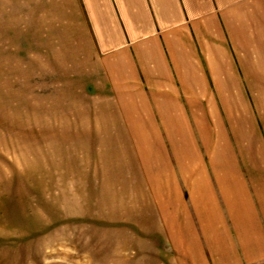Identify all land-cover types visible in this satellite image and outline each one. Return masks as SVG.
<instances>
[{"label":"rangeland","instance_id":"374dc122","mask_svg":"<svg viewBox=\"0 0 264 264\" xmlns=\"http://www.w3.org/2000/svg\"><path fill=\"white\" fill-rule=\"evenodd\" d=\"M106 1L122 43L104 51L89 0H0V264H215L205 242L187 245L179 211L173 232L160 216L147 162L142 178L136 158L135 146L141 157L147 147L137 143L136 114L117 111L119 92L101 66L121 46L164 44L169 33L148 0L136 34L119 1ZM176 102L184 108L183 95ZM190 191L180 185L181 204Z\"/></svg>","mask_w":264,"mask_h":264},{"label":"crops","instance_id":"0c3cea01","mask_svg":"<svg viewBox=\"0 0 264 264\" xmlns=\"http://www.w3.org/2000/svg\"><path fill=\"white\" fill-rule=\"evenodd\" d=\"M89 1L99 48H120L107 1ZM118 1L123 17L131 18L128 29L138 33L149 6L144 0ZM148 1L161 32L169 33L164 44L121 46L101 64L119 92L117 111L126 106L125 112L136 114L137 143L147 146L141 157L130 141L140 174L144 178L143 160L160 216L173 232L179 211L188 246L205 242L215 264L263 257L264 147L254 125L257 115L264 127V0ZM181 31L192 44L188 39L182 45L176 35ZM181 95L184 108L176 102ZM180 185L191 190L188 205L181 204Z\"/></svg>","mask_w":264,"mask_h":264}]
</instances>
